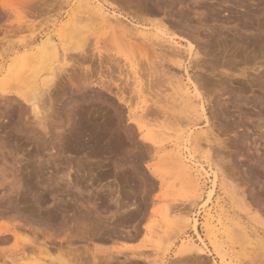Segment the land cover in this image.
I'll return each mask as SVG.
<instances>
[{
	"label": "rangeland",
	"instance_id": "374dc122",
	"mask_svg": "<svg viewBox=\"0 0 264 264\" xmlns=\"http://www.w3.org/2000/svg\"><path fill=\"white\" fill-rule=\"evenodd\" d=\"M170 1L160 13L151 15L136 13V7L126 3V0H0V92L6 90L5 94L0 93V231L5 228L11 230V225H17L16 231L23 228L17 234H23V239L32 235L38 239H30L39 245L41 242L50 243V239L45 240L43 237L44 232L49 229L50 233L51 229L55 240L52 239L54 242L50 244L66 246L67 249L70 242L56 240L68 230L75 231L73 228L80 225L84 229V233H81L84 239L72 240L71 245L72 248L77 247L81 255H87L81 257L84 259L82 264L86 263L85 260L92 261L91 252L97 254V258L102 256L99 259L103 262L104 251L97 252V247H103L101 249L106 251L104 254L110 253L116 257L108 264H134L142 260L144 264L147 263L141 257L161 260L163 264H180L176 258L180 245L200 242L194 239L197 236L195 234L193 237V230L188 227L195 218L207 249H211L215 261H221L220 264H244L246 260L249 263L264 256V242L250 236L244 239L236 234L234 222L237 219L233 218L235 212H240L249 227H256L258 225L253 219L250 222L249 217L256 211L264 217V0ZM86 2L89 8L99 9L105 20L98 15L93 19L94 15L90 11L79 6ZM89 12L92 15L89 18L93 20L88 19ZM173 13H181L183 18ZM181 18L185 20L182 22ZM160 21L166 23L169 26L166 30L179 40L177 48L181 51V62L184 61L182 65L175 66L168 61L166 58H174L170 44L153 36ZM169 22L181 26L177 28ZM133 26L145 33L148 39H142L143 36L133 30ZM46 38L55 43L57 56L53 60L52 55H55L48 51L50 48L46 50V56V51L33 55L36 46ZM190 41L195 47L193 56H189L184 47ZM80 47L86 51L78 50L77 53ZM74 48H77L76 51ZM159 49L168 54L164 56L165 59H158ZM28 52L31 62L27 58ZM31 54L32 59L36 56L34 60L37 62H33ZM19 55L22 63L19 58H15ZM197 59L201 68L193 66V61ZM15 61H19L23 67ZM63 61L68 64L63 65ZM154 63H157L156 66ZM130 64L135 66V70ZM157 65L159 69H155ZM186 66L188 75L203 95L204 112L199 110L198 114L201 115L192 117L193 120L189 119L190 114L187 116L184 111L185 115L182 113V108L172 105L177 97L174 90L176 81H186ZM152 69L166 72L162 77L152 73ZM35 70L38 75L34 73ZM52 74L53 82L49 92H46V85L42 84ZM134 76L139 78L138 82L133 80ZM15 86L20 92L26 89L29 92L34 89L32 86H37V104L42 112L38 118L32 113L31 107L15 94ZM188 86L191 90L192 84ZM147 105H151L149 107L154 110L147 108ZM152 110L160 112L157 114ZM189 120L192 122L183 123ZM152 136L159 141L158 145L149 141ZM178 155L182 157L184 166ZM76 168L79 174L71 172ZM190 170L198 182L197 191L194 189L195 181L190 173L187 174ZM67 172L74 179L71 188L65 177ZM73 184L77 185L76 190L81 189L80 192L75 190ZM211 190L210 201L205 203ZM30 195L33 198L43 195L46 201L37 207L36 198ZM117 196L119 199L115 204ZM240 198L248 205L247 209H243L245 212L238 211L236 207L239 203H235ZM80 203H84V206ZM12 204L30 214L42 212L40 214L52 218L54 224L45 227L35 221L29 222L14 213ZM178 216L185 220L181 218L178 221ZM206 217H212L213 224H217L215 238L223 242L226 252L224 261L220 260L210 244L211 234L204 230ZM176 222L187 223L188 226H183L184 229ZM18 225L22 228L19 226L18 229ZM87 229L90 234L92 231L95 233L90 235ZM126 230H129V234ZM24 232H28L27 235ZM19 235L16 238H20V241L9 233H0V264H60L64 259L70 260L71 256L65 253V248V251L55 249L58 255L52 248V253H47L51 257L34 250L37 253L32 251V254L40 258L34 260L35 256L29 254L25 259L30 247L28 250L19 249L25 240H21L22 235ZM87 246L90 248L89 253H86ZM140 251L143 256H139ZM185 259L181 261L187 264L193 261L199 264L200 260L201 264H214V260L210 263L203 258ZM73 260L70 263L78 264L80 261ZM88 261L86 264H90Z\"/></svg>",
	"mask_w": 264,
	"mask_h": 264
},
{
	"label": "bare ground",
	"instance_id": "6f19581e",
	"mask_svg": "<svg viewBox=\"0 0 264 264\" xmlns=\"http://www.w3.org/2000/svg\"><path fill=\"white\" fill-rule=\"evenodd\" d=\"M123 1V0H122ZM168 1H170V0H168ZM167 0H126V3H128V4H131V6L133 5L134 7H136L135 8V12L136 13H138V12H141V13H148V14H153V15H156V14H158V13H160V10L161 9H164V8H166V6L169 4V3H171V1L169 2V3H167L168 2ZM62 2V1H61ZM82 2V1H81ZM87 4H88V2H86V3H84L83 5L81 4V5H79V6H82V7H84V8H86L87 9V11H90L91 12V14L92 15H94V18L93 19H95V15H98V17L100 18V16L103 18V20H105L104 19V15H103V13L98 9V10H94V8L92 7V8H89L88 6H87ZM172 4V3H171ZM104 6V5H103ZM53 7V6H52ZM98 7V6H97ZM44 8V7H43ZM47 8V7H46ZM105 8V7H104ZM37 9V8H36ZM48 9V8H47ZM82 10H83V8H81ZM129 9H130V7H129ZM134 9V8H133ZM34 10V9H33ZM42 10V9H41ZM103 10V9H102ZM167 10H171V8L170 9H167ZM45 11V10H44ZM138 11V12H137ZM82 12V11H81ZM84 12V11H83ZM85 12H86V10H85ZM90 12L88 13V15H87V17H88V19H92V18H89V16H92V15H89L90 14ZM131 12H133L132 10H131ZM172 12V11H171ZM41 13V12H40ZM87 13V12H86ZM134 13V12H133ZM140 13V14H141ZM168 13V12H167ZM175 13V12H174ZM174 13H173V15H174ZM31 14H32V12H31ZM85 14V13H84ZM171 14V13H170ZM177 15H178V17H182V15H181V13L180 14H178V13H176ZM175 14V15H176ZM133 15V14H132ZM136 15V14H135ZM174 15V16H175ZM117 16V15H116ZM120 16H122V15H120ZM140 16V15H139ZM168 16V15H167ZM172 16V15H171ZM184 16V15H183ZM80 17H83V16H80ZM119 17V16H118ZM187 17V16H186ZM86 18V17H85ZM117 18V17H116ZM123 18H126V17H124L123 16ZM149 18V17H148ZM171 18V17H170ZM183 18V17H182ZM182 18H181V21L183 22L184 20H182ZM75 19V18H74ZM80 19V18H79ZM92 19V20H93ZM169 19V18H168ZM77 20V19H76ZM81 20V19H80ZM102 20V21H103ZM111 20V19H110ZM147 20V19H146ZM149 20V19H148ZM171 20V19H170ZM169 20V21H170ZM74 21V20H73ZM99 21V20H98ZM172 22H176L175 20H171ZM119 23H120V21H118ZM117 22V24H119ZM157 22V21H156ZM156 22H154V23H156ZM180 22V21H179ZM115 23V22H114ZM123 23V22H122ZM153 23V22H152ZM170 23V22H169ZM168 23V24H169ZM178 23V22H177ZM86 24V23H85ZM166 24V23H165ZM164 23H161V21L160 22H158V24L156 25V33H154L153 34V36H155V38L157 39V38H159L161 41H166L167 43H169L170 44V52L172 53V55H174L173 57L174 58H166L168 61H170L172 64H175V66L177 65V66H179V65H182V63H184V61L183 62H181V57H182V55H181V51H179L178 50V48H177V45H180L179 44V40H176V38L175 37H173V36H175V34L173 35V33H169L167 30H166V28H168L166 25H165ZM170 24H172V23H170ZM180 24H182V23H180ZM71 25V24H70ZM173 26H176L177 27V25L178 24H176V23H173L172 24ZM119 26V25H118ZM127 26V25H126ZM155 26V25H154ZM179 26H181V25H179ZM178 26V27H179ZM64 27V26H63ZM177 27V28H178ZM183 27V26H182ZM70 28V27H69ZM116 28V27H115ZM122 28V27H121ZM171 28V27H170ZM65 29V28H64ZM133 30H136L137 31V33H139L140 35H142L143 37H142V39H148L147 38V35L145 34V33H143V32H141V30H138V28H136V26H133V28H132ZM185 29V28H184ZM71 30V29H70ZM78 30V29H77ZM127 30H129V29H127ZM131 30V29H130ZM154 30V31H155ZM169 30V29H168ZM180 30V29H179ZM117 32V31H116ZM121 32V31H120ZM152 32V31H151ZM125 35H126V33L125 32H123ZM133 35V34H132ZM189 35V34H188ZM187 35V36H188ZM198 35V34H197ZM130 36V35H129ZM176 37H177V35H176ZM191 37V36H190ZM121 38V37H120ZM130 39H132L131 37H130ZM137 39V38H136ZM137 40H139V39H137ZM195 40V39H194ZM193 40V41H194ZM143 41V40H142ZM16 42V41H15ZM127 42V41H126ZM55 43H54V41H52L50 38H46V39H44V40H42V42L41 43H39L36 47H37V49H35V51L36 52H34L35 54H33V55H38V54H40V53H43V52H45L48 48H50V49H48V51L50 50L51 52V54L53 53L55 56H53L52 55V60L57 56V54H56V48H55V45H54ZM70 46V45H69ZM81 46V45H80ZM151 46V45H150ZM70 47H72V46H70ZM134 47V46H133ZM161 47V46H160ZM184 47H185V51L189 54V56H191L192 54H193V51H194V46H193V44H192V42L190 41V42H187L185 45H184ZM140 48V47H139ZM144 48V47H143ZM147 48H149L148 46H147ZM146 48V49H147ZM163 48V47H162ZM167 48H169V47H167ZM67 49V48H66ZM76 49L77 48H74V50L76 51ZM150 49V48H149ZM85 52L86 50H84V48H78L77 49V53L79 52ZM84 50V51H83ZM148 50V49H147ZM152 50V49H151ZM160 50V49H159ZM166 50V49H165ZM33 51V50H32ZM48 51H46L45 53L46 54H44V56H46V55H48ZM73 51V50H72ZM153 51V50H152ZM155 51V50H154ZM153 51V52H154ZM162 50H160V52H159V54H157V55H159L160 56V58L158 57V56H156V53H155V56L156 57H158V59L160 60L161 58H164V56L167 54V53H164V55H163V53L161 52ZM30 52V51H29ZM29 52H28V55H27V58L29 57V61H30V54H29ZM38 53V54H37ZM88 53V52H87ZM86 53V54H87ZM170 53V54H171ZM20 54V53H19ZM23 54H24V52H23ZM22 54V55H23ZM27 54V53H26ZM31 54V59H32V57H33V55ZM50 54V55H51ZM197 54V53H196ZM21 55V56H22ZM154 55V54H153ZM168 55V54H167ZM166 55V56H167ZM171 55V56H172ZM184 55V54H183ZM42 56V55H41ZM82 56V55H81ZM193 56V55H192ZM20 57V55L18 56V57H15L16 59L17 58H19ZM38 57V56H37ZM48 57V56H47ZM46 57V58H47ZM54 57V58H53ZM84 57V56H83ZM101 57V56H100ZM202 57V56H201ZM45 58V59H46ZM66 58V57H65ZM85 58H86V55H85ZM193 58V57H192ZM197 58V57H196ZM199 59H200V57H198ZM20 60L19 61H21L22 59L21 58H19ZM23 59H25L24 57H23ZM34 59H36V56H35V58ZM34 59H32L33 60V62L35 63V61L36 60H34ZM39 59V58H38ZM50 59V58H49ZM64 59V58H63ZM155 59V58H154ZM165 59V58H164ZM187 59V58H186ZM46 60H48V59H46ZM81 60H82V58H81ZM158 60V61H159ZM183 60V59H182ZM195 60V59H194ZM13 61V60H12ZM19 61H17L18 63H19ZM29 61H27V62H29ZM39 61H40V59H39ZM55 61V60H54ZM88 61V60H87ZM148 61H150V60H148ZM152 61V60H151ZM155 61V60H154ZM157 61V62H158ZM163 61V60H162ZM202 61V60H201ZM207 61V60H206ZM217 61V60H216ZM16 62V61H15ZM16 62V63H17ZM31 62V61H30ZM37 62V61H36ZM51 62V61H50ZM64 63H63V65L65 64V65H67L68 63L67 62H65V61H63ZM82 62V61H81ZM156 62V61H155ZM160 62V61H159ZM166 62V64L165 65H167L168 66V62L167 61H165ZM193 62H195V64L193 65V66H195V67H200V61H198V59H197V61H193ZM208 62V61H207ZM13 65H14V63L13 62H11ZM20 63H22V61L20 62ZM19 63V64H20ZM24 63H26V61L24 62ZM41 63V62H40ZM46 63H48V61L46 62ZM46 63H44V65L46 64ZM51 63H53V61L51 62ZM131 63V62H130ZM145 63V62H144ZM164 63V62H163ZM211 63V62H210ZM29 64V63H28ZM31 64V63H30ZM29 64V65H30ZM111 64V63H110ZM113 64V63H112ZM153 64V63H152ZM155 64V63H154ZM157 64V63H156ZM156 64H155V66H156ZM159 64V63H158ZM193 64V63H192ZM203 64H205V63H203ZM21 65V64H20ZM29 65H27V66H29ZM46 65H48V64H46ZM108 65H109V63H108ZM149 65V64H148ZM159 65H161L162 66V64H159ZM164 65V64H163ZM184 65V64H183ZM211 65V64H210ZM15 66H16V64H15ZM15 66H13V67H15ZM22 67H23V65H21ZM49 66V65H48ZM47 66V68H50V66L48 67ZM130 66H131V68H133L134 70H135V66L133 65V64H130ZM140 66H141V64H140ZM171 66H173V65H171ZM202 66V65H201ZM18 67V66H17ZM16 67V68H17ZM113 67V66H112ZM164 67V66H163ZM184 67V66H183ZM187 67L188 66H186L185 67V72L184 73H186L187 75V77H186V81L184 82V81H181V80H177L176 81V85L174 86V90H175V92H176V94H177V97H175V99H174V102H173V104L172 105H176V107L178 106L179 108H182V113L185 115V113L187 114V116H188V114H190L191 116H189V119H192L193 120V118L192 117H199L200 115L198 114V111L199 110H201V111H203L204 112V104H203V95L201 94V92H200V90H199V87L196 85V83H194V81L191 79V77H190V75H188L189 74V71L187 70ZM191 67V66H190ZM195 67H193V68H195ZM212 67V66H211ZM215 67V66H214ZM201 68V67H200ZM210 68V67H209ZM15 69V68H14ZM27 69V68H26ZM33 69H34V67H33ZM139 69V68H138ZM140 69H142V68H140ZM155 69H159L158 68V65H157V67L155 68ZM166 69V68H165ZM11 70H13V68L11 69ZM17 70V69H16ZM45 70H46V67H45ZM153 70V69H152ZM167 70V69H166ZM166 70L165 71H163V69H161V70H159V72H158V70H153L152 71V73L153 72H155L156 74H159L160 76H164V72H166ZM15 71V70H14ZM14 71H11L12 73L14 72ZM26 71H28V69L26 70ZM49 71V70H48ZM51 71V70H50ZM53 71V70H52ZM51 71V72H52ZM138 71V70H137ZM146 71V70H145ZM31 73L30 74H33L32 73V71H30ZM36 72V74L38 73L36 70L34 71V73ZM134 72V74H135V71H133ZM170 72V71H169ZM22 73H24V72H22ZM22 73H21V75H22ZM151 73V72H150ZM14 74V73H13ZM29 74V75H30ZM137 74V73H136ZM201 74V73H200ZM29 75H27V76H29ZM38 75V74H37ZM55 75H57V74H55ZM129 75V74H128ZM151 75V74H150ZM149 75V76H150ZM158 75V76H159ZM166 75V74H165ZM172 75V74H171ZM175 75V74H174ZM17 76H18V74H17ZM32 76V75H31ZM109 76H110V73H109ZM141 76V75H140ZM196 76L197 75H195V79H196ZM22 77H25V76H22ZM22 77H21V79H22ZM34 77V76H33ZM53 77H54V75L52 74V75H50V77H48V78H46L45 80H44V83L42 84V85H46V92H49L48 90L50 89V87H51V85H52V82H53ZM56 77V76H55ZM151 77H152V75H151ZM201 77V76H200ZM206 77V76H205ZM15 78V77H14ZM20 78V77H19ZM26 78V77H25ZM161 78V77H160ZM165 78V77H164ZM163 78V79H164ZM202 78H203V76H202ZM5 79V78H4ZM3 79V80H4ZM28 79V78H27ZM32 78H30V80H31ZM34 79V78H33ZM139 79V78H138ZM138 79L136 78V76H134V81H136V82H138ZM143 79V78H142ZM150 79V78H149ZM153 79H155V78H153ZM158 79V78H157ZM112 80V79H111ZM110 80V81H111ZM156 80V79H155ZM165 80V79H164ZM197 80H198V78H197ZM196 80V81H197ZM34 81V80H33ZM33 81H32V83H33ZM36 81V80H35ZM140 81V80H139ZM147 81V80H146ZM162 81V80H161ZM206 81V80H205ZM5 82V81H4ZM113 82V81H112ZM171 82H173V81H171ZM202 82V81H201ZM200 82V83H201ZM207 82V81H206ZM28 83H29V81H28ZM31 83V82H30ZM105 83V82H104ZM130 83V82H129ZM135 83V82H134ZM141 83V82H140ZM154 83V82H153ZM163 83V82H162ZM173 83H175V81L173 82ZM189 83H191L192 84V89L190 90L189 89V86H188V84ZM209 83V82H208ZM138 84V83H137ZM152 84V83H151ZM203 84V83H202ZM78 85V84H77ZM128 85V84H127ZM160 85V84H159ZM164 85V84H163ZM198 85H199V83H198ZM264 85V84H263ZM14 86V85H13ZM22 86V85H21ZM27 86H29V85H27ZM43 86V87H44ZM154 86V85H153ZM153 86H152V88H153ZM162 86V85H161ZM161 86H159V87H161ZM201 86V85H200ZM31 87V86H30ZM34 87V89H31V88H33ZM141 87V86H140ZM156 87V86H155ZM13 87H11V89H12ZM25 88V87H24ZM30 89L31 90H29V92H26L27 91V89L26 90H24L23 92H20V90H18L17 88H16V86H15V94H17L18 96H19V98H21L23 101H24V103L26 104H28L30 107H31V111H32V113L35 115V117H39V113L41 112V111H39V106H38V104H37V95H38V93H37V91H36V89H37V86L35 87V86H32ZM82 88V87H81ZM80 88V89H81ZM151 88V87H150ZM119 89V88H118ZM139 89V88H138ZM160 89V88H159ZM166 89V88H165ZM79 90V89H78ZM140 90V89H139ZM263 90V89H262ZM12 91V90H11ZM163 91V90H162ZM5 92H6V90L4 91V90H2L0 93L1 94H5ZM14 92V91H13ZM81 92V91H80ZM155 92V91H154ZM116 93V92H115ZM120 93V92H119ZM205 93V92H204ZM14 94V93H13ZM42 94V93H41ZM154 94V93H153ZM142 95V94H141ZM140 94H139V96H141ZM84 96V95H83ZM118 96V95H117ZM208 96V95H207ZM163 97V96H162ZM211 97V96H210ZM141 98V97H140ZM150 98H151V96H150ZM171 98H172V96H171ZM147 99V98H146ZM149 99V98H148ZM147 99V100H148ZM169 99V98H168ZM206 99V98H205ZM157 100V99H156ZM210 100V99H209ZM150 101V100H149ZM158 102H160V100H157ZM163 101V100H162ZM165 101V100H164ZM167 101V100H166ZM208 101V100H207ZM148 102V101H147ZM168 102V101H167ZM214 102V101H213ZM146 103V102H145ZM156 104H157V102H155ZM171 103V102H170ZM175 103H177V104H175ZM162 104H163V106H164V102H162ZM28 105L26 106V107H28ZM160 105V104H159ZM166 105V104H165ZM23 106V105H22ZM149 106H151V105H149ZM148 105H147V108H151V109H153L152 107H149ZM157 106V105H156ZM163 106H161L162 108H163ZM157 107H159V106H157ZM165 107V106H164ZM170 107V106H169ZM172 108H174V106H172ZM199 108V109H198ZM262 108V107H261ZM144 109H146V107L144 108ZM22 110V109H21ZM148 109H146V111H147ZM154 110V109H153ZM152 110V111H153ZM175 110V109H174ZM144 111V110H143ZM152 111H149V113L151 112L152 113ZM164 111H165V109H164ZM167 111V110H166ZM185 113H184V112ZM154 113H156L155 111H153ZM160 112V111H159ZM159 112H157V114L159 113ZM162 112V111H161ZM177 112H179L178 110H177ZM202 112V113H203ZM31 113V114H32ZM42 113V112H41ZM147 114H148V111L146 112ZM153 113V114H154ZM165 114H166V112H164ZM144 115H146L145 113H143ZM163 114V113H162ZM168 114V113H167ZM181 114V113H180ZM144 115H143V117H144ZM217 115V114H216ZM162 116V115H161ZM168 116V115H167ZM174 116V115H173ZM186 116V117H187ZM204 116V115H203ZM206 117V116H205ZM141 118V117H140ZM170 118V117H169ZM192 120H189L187 123L186 122H183V123H185V124H189V123H191L192 122ZM173 121V120H172ZM40 122V121H39ZM179 122V121H178ZM181 122V121H180ZM179 122V123H180ZM18 123V122H17ZM205 123H207V118H205ZM212 123V122H211ZM23 124V123H22ZM39 124V123H38ZM136 124L137 125H139V123H138V121H136ZM175 124V123H174ZM185 124L183 125V126H185ZM19 125V124H18ZM177 125V124H176ZM12 126V125H11ZM26 126V125H25ZM181 126V125H180ZM185 128V127H184ZM19 129V128H18ZM152 130V129H151ZM19 131H20V129H19ZM176 131V130H175ZM157 132H159V130L157 131ZM156 132V133H157ZM162 132V131H161ZM188 132V131H187ZM211 132V131H210ZM78 133V132H77ZM177 133V132H176ZM37 134V133H36ZM158 134V133H157ZM156 134V136H159V135H157ZM162 134H165V132L163 133L162 132ZM180 134H182V133H180ZM179 135V134H178ZM187 135L189 136L190 135V132L189 133H187ZM186 135V136H187ZM77 136V135H76ZM82 136V135H81ZM78 137H80L79 136V134H78ZM78 137H77V139H78ZM179 137V136H178ZM201 137V136H200ZM76 138V137H75ZM162 138V137H161ZM96 139V138H95ZM149 139V138H148ZM202 139V138H201ZM79 140V139H78ZM82 140V139H81ZM81 140H80V142H81ZM196 140H198V139H196ZM149 141H151V143L152 144H154V145H158L159 144V141L157 140V139H155L153 136L152 137H150V139H149ZM177 141H178V139H177ZM190 141V140H189ZM85 142V141H84ZM199 141H197V143H198ZM97 143V142H96ZM187 143V142H186ZM195 143H196V141H195ZM177 144V143H176ZM191 144V143H190ZM201 144V143H200ZM83 145H84V143H83ZM81 146V145H80ZM174 147V146H173ZM186 147V146H185ZM195 147H196V145H195ZM93 149V148H92ZM154 149V148H153ZM88 150V149H87ZM95 150V149H94ZM97 150V149H96ZM175 150V149H174ZM177 151H178V149H177ZM172 153V152H171ZM173 153H174V151H173ZM90 155V154H89ZM175 155H177V153L175 154ZM172 157V156H171ZM174 157V156H173ZM172 157V158H173ZM178 159H179V161H180V163L181 164H183V159H182V157L180 156V155H178ZM187 159V158H186ZM175 160H177V159H175ZM79 162V161H78ZM218 162H220V161H218ZM189 165V164H188ZM83 166H85V165H83ZM82 166V167H83ZM183 166H184V164H183ZM182 166V167H183ZM191 169H193V168H191ZM79 170H81V169H79ZM188 170V169H187ZM181 171V170H180ZM71 172H74V173H76V174H79V172H78V170H77V168H76V170H74V169H72L71 170ZM81 172V171H80ZM183 172V171H182ZM188 172V171H187ZM190 173V175L192 176V179L195 181V185H194V189H195V191H197L198 189H199V187H198V182H197V180L193 177L194 176V174H193V172L190 170V172H188L187 174H189ZM186 174V173H185ZM66 176V178L68 179V181H67V184H69L68 186H70V185H72V183H73V180H72V178H71V175L67 172L66 174H65ZM81 175V174H80ZM80 175H79V177H80ZM183 175H184V173H183ZM190 175H189V177H190ZM254 175V174H253ZM78 176V175H77ZM78 180V179H77ZM191 181V180H190ZM75 183H76V181H74ZM57 183V182H56ZM74 183V184H75ZM254 183V182H253ZM257 183V182H256ZM73 184V185H74ZM232 184V183H231ZM56 185V184H55ZM81 185V184H80ZM51 186V185H50ZM75 186V185H74ZM77 186V185H76ZM75 186V190H76V187ZM231 186V185H230ZM57 187V186H56ZM214 187V186H213ZM233 187H235V186H233ZM70 188H71V186H70ZM79 188V187H78ZM231 188V187H230ZM262 188V187H261ZM54 189V188H53ZM73 189V188H72ZM28 190V189H27ZM80 190L81 189H79V191L78 190H76L77 192H80ZM112 190V189H111ZM251 190H252V188H251ZM259 190V189H258ZM54 191V190H53ZM110 191V190H109ZM262 191V190H261ZM55 192V191H54ZM114 192V191H113ZM120 192V191H119ZM252 192V191H251ZM36 193V192H35ZM43 193V192H42ZM212 193H213V190H211L209 193H208V196H207V199L205 200V203H208V201H210V197H211V195H212ZM238 193V192H237ZM241 193V192H240ZM239 193V194H240ZM253 193V192H252ZM261 193V192H260ZM32 194V193H31ZM70 194V193H69ZM117 194V193H116ZM242 194H243V192H242ZM245 194V193H244ZM28 195V194H27ZM77 194H75L74 196H76ZM252 195V197H255L254 196V194H251ZM258 195H260V194H258ZM32 198H33V196L32 195H30ZM69 196H71V195H69ZM238 196H240V195H238ZM242 196V195H241ZM257 196V195H256ZM80 197V196H79ZM36 198V205H37V207H38V205H40L41 203H44L45 201H46V198L43 196V195H40L38 198L37 197H35ZM35 198H33V199H35ZM69 198V197H68ZM135 198V197H134ZM114 199V198H113ZM118 199H119V196H117L116 197V199H115V204L116 203H118L117 201H118ZM243 198H240L239 200L237 199V201H236V203L235 204H237V203H239V204H237V206L236 207H238L239 208V210L238 211H242V212H245V211H243V209L245 210V209H247L248 207V205L246 206V204L245 203H243V200H242ZM254 199V198H253ZM258 199V198H257ZM89 200V199H88ZM32 201H34V200H32ZM93 201V200H92ZM254 201H255V199H254ZM260 201V200H259ZM54 202V201H53ZM52 202V203H53ZM62 202H63V200H62ZM78 202V201H77ZM128 202V201H127ZM15 203H18V202H15ZM25 203V202H24ZM89 203V202H88ZM135 204H136V202H134ZM261 203V202H260ZM80 204H82V203H80ZM84 204V203H83ZM82 204V205H83ZM90 204H91V202H90ZM94 204V203H93ZM125 204V203H124ZM258 203H256V205H257ZM49 205H52V204H49ZM55 205V204H54ZM57 205V204H56ZM12 206H14V207H12V209H13V211H14V213L16 212L18 215H21L22 216V218L23 219H27V220H29V222L30 221H32V222H38V223H40V224H42V226L44 225L45 227H48L49 225L51 226V225H53L54 224V222H53V224H52V218L50 219V218H45V215H43V214H40V213H42V212H40V213H38L37 212V214L36 215H34L35 213H27L26 212V210H23V209H20L18 206L16 207L15 206V204L13 205L12 204ZM28 206V205H27ZM26 206V207H27ZM69 206V205H68ZM81 206V205H80ZM80 206H79V208H80ZM84 206V205H83ZM82 206V207H83ZM89 206V205H88ZM95 206V205H94ZM134 206V205H133ZM41 207V206H40ZM62 207V206H61ZM72 207V206H71ZM70 207V208H71ZM90 207V206H89ZM132 207V206H131ZM135 207V206H134ZM134 207H133V209H134ZM138 207V206H137ZM137 207H135V208H137ZM251 207H253V206H251ZM44 208V207H43ZM91 208H93V207H91ZM90 208V209H91ZM95 208V207H94ZM115 208H117V207H115ZM249 208H250V206H249ZM31 209V208H30ZM45 209V208H44ZM65 209V208H64ZM82 209V208H81ZM166 209V208H165ZM168 209V208H167ZM166 209V210H167ZM40 210V209H39ZM77 210V209H76ZM83 210H86V209H83ZM261 210V209H260ZM12 211V210H11ZM37 211V210H36ZM42 211V210H41ZM44 211H46V212H48V210H47V208L44 210ZM235 211V210H234ZM29 212V211H28ZM66 212V211H65ZM64 212V213H65ZM77 213H78V211H77ZM101 213V212H100ZM135 213V212H134ZM143 213V212H142ZM256 213H258L257 211L253 214V215H251V217H249L250 218V222H251V219H253L254 220V223H256L258 226H253V227H249V225H248V223H246V222H244L243 221V219H242V217H241V213L240 212H235V214H233V218L235 219H237V221L236 222H234L235 224H236V226H237V228H236V230L238 231V233H237V231H236V234H238V235H240L242 238L244 237V239H248L247 237H251V238H253V239H255V240H259V241H261V242H264V217H261L260 215L261 214H256ZM49 214H50V212H49ZM49 214H47V217H48V215ZM93 214V213H92ZM95 214V213H94ZM96 214H97V212H96ZM121 214V213H120ZM13 215V214H12ZM44 217H43V216ZM53 215V214H52ZM75 215H77V214H75ZM87 215H89V213L87 214ZM98 215V214H97ZM100 215V214H99ZM132 215V214H131ZM170 215V214H169ZM177 215V214H176ZM136 216V215H135ZM210 216V215H209ZM19 217V216H18ZM51 217V216H50ZM53 217V216H52ZM86 217V216H85ZM98 217V216H97ZM185 217V216H184ZM56 218V217H55ZM66 218V217H65ZM76 218V217H75ZM79 218V217H78ZM84 218V217H83ZM107 218V217H106ZM116 218V217H115ZM132 218V217H131ZM178 218H179V216H178ZM181 218L183 219V217L182 216H180V218L179 219H177L178 221L180 220L181 221ZM21 219V218H20ZM22 219V220H23ZM70 219V218H69ZM77 219V218H76ZM86 219H87V217H86ZM140 219H141V217H140ZM191 219V218H190ZM61 220H65V219H61ZM78 220H80V221H82L81 219H78ZM105 220V219H104ZM176 220V219H175ZM185 219H183V221H184ZM219 220V219H218ZM232 220V219H231ZM88 221V220H87ZM97 221V220H96ZM106 222H107V220H105ZM213 219H212V217H206L205 218V222L203 223V226H204V230L206 231V233H209V234H211V237H210V244H211V246H213V248H214V252L219 256V258H220V260H222V261H224V260H226V252L224 251V247H223V242H218V240L215 238L216 237V233H215V228H216V226L215 225H217V224H213ZM220 221V220H219ZM25 222V221H24ZM34 222V223H35ZM123 223V222H122ZM178 223H180V224H177V222H176V224L177 225H181L182 227L183 226H185V228L188 226L187 225V223H181V222H178ZM229 223V222H228ZM60 224V223H59ZM175 224V225H176ZM21 225V224H20ZM20 225H18V229L21 227ZM23 225V224H22ZM66 225H68V224H66ZM88 225V224H87ZM198 225H199V222L194 218L193 220H191L190 221V226H188V227H191V230H193L194 232H195V234H196V236H197V239H199L200 240V242L202 243V246L201 245H198V244H195L194 242H189V243H187V244H181L180 245V247L178 248V251H177V253H176V258H177V261H178V263L179 262H181V263H183L181 260L182 259H187V261L190 259V258H192V259H196V257L199 259H201V257L206 253L207 254V252H209V249H207V245H206V243H204V239L202 238V236L200 235V233H199V231H198ZM17 225H11V230L9 229V228H5V229H1V231H0V233L1 232H4V233H9V234H11V236H13L14 238H16V236L17 235H19V234H17L16 232H18V231H20V230H22V229H17L18 231H16V227ZM20 226V227H19ZM63 226H65V225H63ZM75 226V225H74ZM83 226V225H82ZM81 226V227H82ZM112 226V225H111ZM114 226V225H113ZM28 227V226H27ZM30 227H32V226H30ZM65 227H67V226H65ZM64 227V228H65ZM91 227V226H90ZM98 227V226H97ZM176 227V226H175ZM72 228V227H71ZM88 228V227H87ZM93 228V227H92ZM108 228V227H107ZM113 228V227H112ZM177 228H178V226H177ZM179 228H180V226H179ZM184 228V227H183ZM184 228V229H185ZM235 228V227H234ZM233 228V229H234ZM28 229V228H27ZM33 229V228H32ZM32 229H31V231H32ZM39 229L41 230V227H39ZM38 229V230H39ZM53 229V228H52ZM59 229V228H58ZM62 229V228H61ZM70 229V228H69ZM73 229L75 230V231H73ZM73 229H71V231H73V232H70L69 230L65 233V235L62 237V238H60V239H57L56 240V242L58 241V240H61L62 239V241H64V240H67L68 242H70L69 244H68V246H67V249L65 248L66 246H60V247H56V246H54V245H52V244H50L51 243V241L52 242H54V238H53V234L51 233V229H50V233H49V229H47L46 230V232H44V239L45 240H51L50 241V243L49 244H43L42 242L41 243H39V245H36V241H37V239H35L34 237H32V235L30 236V237H32L33 239H35L36 241H34V240H32V238L30 239V237H29V235H27V233L29 232H24V234H26L27 235V237L29 238H24L23 239V234H21L22 235V238H21V240L23 239L24 240V242L22 243V245L20 244V248L19 249H21V247H22V249L23 250H26L28 247H30V250H31V253H29L30 252V250H28V254H26V256H25V259L27 258V256L29 255V254H32L33 252H35L34 250H38L37 252H39V253H43V254H47V253H52L51 252V249L52 248H54V251H55V249H56V251H57V249L59 248V249H61L62 251L64 250L63 248H65L66 249V251H65V253L67 252V254H69L70 256V260H73V258H74V260L76 261H79V263L78 264H82L81 262H82V260H84L83 258L81 259V257H84V256H87V255H81V252H80V250L78 251V249H77V247L76 248H72V246L73 245H71L72 243H71V241L72 240H77L78 238H80L81 239V237H82V239H84V235H82L81 236V233L83 232L84 233V229H81L80 228V225H77V227L75 228H73ZM89 229V228H88ZM87 229V230H88ZM109 229V228H108ZM107 229V230H108ZM115 229V228H114ZM171 229V228H170ZM66 230V229H65ZM86 230V229H85ZM119 230V229H118ZM180 230H181V228H180ZM180 230H178V231H180ZM235 230V229H234ZM27 231V230H26ZM48 231V232H47ZM61 231V230H60ZM90 230H88V232H89ZM92 231V230H91ZM129 230H126V232H128ZM169 231H171V230H169ZM175 231V230H174ZM177 231V230H176ZM39 232V231H38ZM38 232H36V233H38ZM53 232V231H52ZM55 232H58V231H55ZM85 232H87V231H85ZM93 232V231H92ZM92 232H91V234H92ZM96 232H98V230L96 231ZM111 232V231H110ZM113 232V231H112ZM115 232V231H114ZM120 232V231H119ZM184 232V231H183ZM217 232V231H216ZM19 233V232H18ZM59 233V232H58ZM82 233V234H83ZM93 233H95V232H93ZM117 233V232H116ZM176 233V232H175ZM17 234V235H16ZM30 234H32V233H30ZM43 234V233H42ZM87 234V236H88V233H86ZM89 234H90V232H89ZM90 234V235H91ZM128 234H129V232H128ZM131 234V233H130ZM21 235H19V236H21ZM25 235V236H26ZM53 235V236H52ZM56 235V234H55ZM97 235V234H96ZM115 235V234H114ZM87 236H86V238H87ZM99 236H101L100 234H99ZM103 236H105V235H103ZM127 236V235H126ZM18 237V236H17ZM37 237V236H36ZM55 237V236H54ZM58 237H60L59 235H58ZM89 237V236H88ZM91 237V236H90ZM95 238H96V236H94ZM239 237V236H238ZM241 237H240V239H241ZM249 237V238H250ZM106 238V237H105ZM133 238V237H132ZM17 239V238H16ZM52 239H54V240H52ZM64 239V240H63ZM101 239V238H100ZM107 239V238H106ZM14 240V239H13ZM17 240H19L20 241V238H18ZM16 240V241H17ZM32 240V241H31ZM42 240V239H41ZM243 240V239H242ZM15 241V242H16ZM19 241H17V242H19ZM101 241V240H100ZM241 241V240H240ZM240 241H239V243H240ZM15 242H14V244H15ZM16 242V243H17ZM34 242H36V243H34ZM60 242V241H59ZM243 242V241H242ZM20 243V242H19ZM47 243V242H46ZM61 243V242H60ZM67 243V242H66ZM249 243V242H248ZM55 244V243H54ZM102 244V243H101ZM244 244V243H243ZM16 245V244H15ZM40 245H42V246H40ZM58 245V244H57ZM60 245H63V244H60ZM59 246V245H58ZM104 246V245H103ZM80 246L78 245V248H79ZM113 247V246H112ZM124 247V246H123ZM18 248V247H17ZM83 248V246L81 247V249ZM86 248V253H89L90 252V248H88V246L87 247H85ZM101 248H103V247H101ZM101 248H95L96 249V251L97 252H100V251H104L103 252V256L105 257H103V264H105V263H111L112 261V259H113V257H115V256H113V254H110V253H106V254H104L106 251L105 250H102ZM58 249V250H59ZM94 249V248H93ZM94 249V250H95ZM104 249H109V248H104ZM111 249V248H110ZM126 249V248H125ZM15 250V249H14ZM18 250V249H17ZM17 250H16V252H17ZM22 250V251H23ZM84 250V249H83ZM92 250V249H91ZM21 251V252H22ZM33 251V252H32ZM55 251V252H56ZM62 251H60V252H62ZM82 251V250H81ZM150 251V250H149ZM21 252H20V255H22L21 254ZM27 252V251H26ZM37 252H35V253H37ZM59 252V251H58ZM111 252V251H110ZM126 252V251H125ZM145 252V251H144ZM24 253V252H23ZM39 253H38V255H39ZM113 253V252H112ZM116 253V252H115ZM135 253V252H134ZM59 253H57L56 252V255H58ZM62 254H63V252H62ZM136 254H137V252H136ZM136 254H134L135 255V257L137 256ZM140 254H141V251H140V253H139V256H140ZM264 254V253H263ZM16 255V254H15ZM32 255H34V254H32ZM44 255V256H45ZM47 255H49L50 257H51V254H47ZM55 255V254H54ZM55 255V257L56 258H58V256H56ZM144 254L142 253L141 254V256H143ZM148 255V254H147ZM257 255H259V254H257ZM261 255V254H260ZM259 255V256H260ZM23 256V255H22ZM22 256H21V258H22ZM31 256V255H30ZM35 256V258H34V260H36L37 258H38V256H36V254L34 255ZM60 256V255H59ZM89 256V255H88ZM91 256H92V261H91V259H90V261L92 262V263H97V262H100V264H102L101 263V260L99 259V258H101L102 259V256H98L99 258H97V254H95V253H93V252H91ZM256 256V255H255ZM37 257V258H36ZM61 257V256H60ZM65 257V256H64ZM68 257V256H67ZM128 257V256H127ZM134 257V256H133ZM134 257V258H135ZM18 258H20V257H18ZM23 258H24V256H23ZM29 258V257H28ZM40 258V257H39ZM38 258V259H39ZM42 258V257H41ZM46 258V257H45ZM53 258V257H52ZM72 258V259H71ZM116 258V257H115ZM126 258V257H125ZM136 258H140V257H136ZM145 259L146 261H147V263H151V264H163V262L161 261V260H157V259H153V260H149V259H146V257H141V259ZM203 258V257H202ZM262 258V259H261ZM54 259V258H53ZM53 259H51V261H53ZM61 259H63V258H61ZM60 259V260H61ZM68 259V258H67ZM79 259V260H78ZM86 259V258H85ZM89 259V258H88ZM137 259V260H138ZM185 259V260H186ZM199 259V260H200ZM257 259V258H256ZM255 259V260H256ZM259 259H261V260H259ZM259 259H257V260H259V261H251L250 260V262L249 263H246V261L248 262V260H246L245 262H243L244 264H264V256H262V257H260ZM44 260V259H43ZM70 260L69 261H66L65 259L63 260V261H60V264H73V263H70ZM73 260V261H74ZM114 260H116V259H114ZM118 260V259H117ZM134 260H136V259H134ZM133 260V261H134ZM204 260V259H203ZM45 261V260H44ZM49 261V260H48ZM86 261V263H87V261L88 260H85ZM85 261H83V262H85ZM111 261V262H110ZM139 261V260H138ZM141 261V260H140ZM174 261V260H173ZM172 261V262H173ZM184 261V260H183ZM201 261L202 260H200L199 261V264H201ZM36 262H38V261H36ZM35 262V263H36ZM43 262V261H42ZM91 262H89L88 261V263H90L91 264ZM116 262V261H115ZM121 262V261H120ZM130 262H132V261H130ZM136 262V261H135ZM194 262V263H193ZM193 262H191V264L193 263V264H196L195 262H197V261H193ZM208 262H209V260H208ZM220 262L221 261H213V263L214 264H220ZM41 263V262H40ZM77 263V262H76ZM75 263V264H76ZM86 263H83V264H86ZM119 263V262H118ZM129 263V262H128ZM147 263H145V264H147ZM180 263V264H181ZM198 263V262H197ZM204 263V262H203ZM39 264V263H38ZM46 264V263H45ZM48 264H53V262H49ZM120 264V263H119ZM134 264H144L143 263V260H142V262H136V263H134ZM183 264H187V262L185 261ZM188 264H190L189 262H188Z\"/></svg>",
	"mask_w": 264,
	"mask_h": 264
},
{
	"label": "crops",
	"instance_id": "0c3cea01",
	"mask_svg": "<svg viewBox=\"0 0 264 264\" xmlns=\"http://www.w3.org/2000/svg\"><path fill=\"white\" fill-rule=\"evenodd\" d=\"M191 235H193V237H194V235H195V233L192 231V234ZM194 239H197V237L196 238H194ZM195 244H198V245H201V243L200 242H194ZM202 246V245H201ZM209 249V252H207V254L205 253L202 257H203V259L205 260V261H207V260H209L210 261V263H211V261L212 260H215L214 258H215V256L213 255V253H212V251H211V249L210 248H208ZM201 257V258H202Z\"/></svg>",
	"mask_w": 264,
	"mask_h": 264
}]
</instances>
